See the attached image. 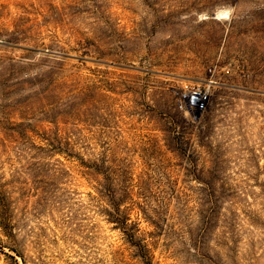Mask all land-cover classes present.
Returning <instances> with one entry per match:
<instances>
[{"label": "rangeland", "instance_id": "374dc122", "mask_svg": "<svg viewBox=\"0 0 264 264\" xmlns=\"http://www.w3.org/2000/svg\"><path fill=\"white\" fill-rule=\"evenodd\" d=\"M0 264H264V0H0Z\"/></svg>", "mask_w": 264, "mask_h": 264}, {"label": "built area", "instance_id": "2783aa9c", "mask_svg": "<svg viewBox=\"0 0 264 264\" xmlns=\"http://www.w3.org/2000/svg\"><path fill=\"white\" fill-rule=\"evenodd\" d=\"M214 65L206 67V77L202 81L189 84L178 99V107L189 118L199 119L211 102L209 85L212 82Z\"/></svg>", "mask_w": 264, "mask_h": 264}, {"label": "bare ground", "instance_id": "6f19581e", "mask_svg": "<svg viewBox=\"0 0 264 264\" xmlns=\"http://www.w3.org/2000/svg\"><path fill=\"white\" fill-rule=\"evenodd\" d=\"M224 15V14H223ZM217 17H218V15H217Z\"/></svg>", "mask_w": 264, "mask_h": 264}]
</instances>
